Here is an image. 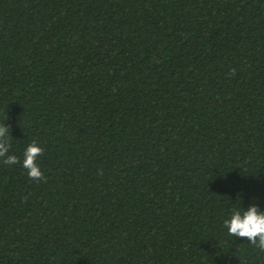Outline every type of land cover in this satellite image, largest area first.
I'll use <instances>...</instances> for the list:
<instances>
[{
  "label": "trees",
  "instance_id": "trees-1",
  "mask_svg": "<svg viewBox=\"0 0 264 264\" xmlns=\"http://www.w3.org/2000/svg\"><path fill=\"white\" fill-rule=\"evenodd\" d=\"M3 123L0 264H264V0H0Z\"/></svg>",
  "mask_w": 264,
  "mask_h": 264
},
{
  "label": "clouds",
  "instance_id": "clouds-1",
  "mask_svg": "<svg viewBox=\"0 0 264 264\" xmlns=\"http://www.w3.org/2000/svg\"><path fill=\"white\" fill-rule=\"evenodd\" d=\"M10 137V128L5 123L0 124V158H3V163H21L30 178L42 179L43 173L37 163V158L43 152L42 147L36 141L28 143L23 150L21 161L15 154H10ZM223 227L229 236L245 238L250 244L264 251V210L256 203H251L246 208L241 206L234 209L230 216L224 219Z\"/></svg>",
  "mask_w": 264,
  "mask_h": 264
}]
</instances>
